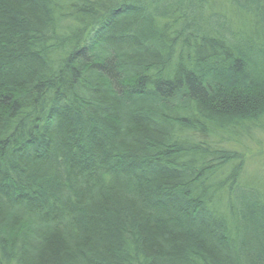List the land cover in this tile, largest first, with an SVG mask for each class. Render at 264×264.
Here are the masks:
<instances>
[{
    "label": "trees",
    "instance_id": "1",
    "mask_svg": "<svg viewBox=\"0 0 264 264\" xmlns=\"http://www.w3.org/2000/svg\"><path fill=\"white\" fill-rule=\"evenodd\" d=\"M0 264H264V0H0Z\"/></svg>",
    "mask_w": 264,
    "mask_h": 264
}]
</instances>
